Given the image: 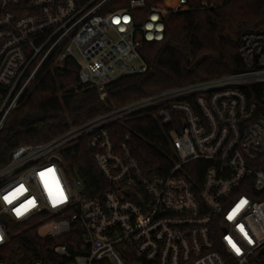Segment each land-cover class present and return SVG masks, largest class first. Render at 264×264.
Segmentation results:
<instances>
[{"label":"built area","instance_id":"1","mask_svg":"<svg viewBox=\"0 0 264 264\" xmlns=\"http://www.w3.org/2000/svg\"><path fill=\"white\" fill-rule=\"evenodd\" d=\"M93 1L0 0V134L45 67L73 59L79 84L101 97L117 77L146 72L139 49L162 39L166 11L129 0L99 14L105 0ZM144 8L136 26L130 11ZM238 53L242 70L134 99L12 150L0 166V249L7 219L54 241L50 264H264V89L260 106L247 95L264 86V30L243 32ZM135 117L168 128L169 166L142 169L129 133L115 143L109 124ZM81 141L103 180L96 195L64 159Z\"/></svg>","mask_w":264,"mask_h":264},{"label":"trees","instance_id":"2","mask_svg":"<svg viewBox=\"0 0 264 264\" xmlns=\"http://www.w3.org/2000/svg\"><path fill=\"white\" fill-rule=\"evenodd\" d=\"M83 6L90 0H75ZM103 0H94L93 4ZM148 6L166 11L161 40L143 41L139 54L146 72L117 77L106 86L101 97L94 87L79 84L78 66L71 58L62 67L44 68L26 91L19 105L11 111L0 134V166L12 150L22 144L48 140L72 125L121 106L134 99L168 88L196 82L244 69L238 53L241 34L247 30H264V0H185L172 12L178 0H145ZM129 0H105L97 13L123 9ZM148 8L130 11L136 26L145 21ZM264 86L250 85L247 95L261 103ZM251 91V92H250ZM115 143L126 133L127 144L142 169L155 170L171 164V149L166 130L150 117H135L108 126ZM67 167L96 195L103 180L95 168L89 150L82 141L65 152ZM8 239L0 249L5 264H29L55 260L52 239L40 238L31 227L7 220ZM65 237L61 241H66Z\"/></svg>","mask_w":264,"mask_h":264},{"label":"rangeland","instance_id":"3","mask_svg":"<svg viewBox=\"0 0 264 264\" xmlns=\"http://www.w3.org/2000/svg\"><path fill=\"white\" fill-rule=\"evenodd\" d=\"M108 35L111 36L112 39H115V37H116V36L112 33V31H109V32H108ZM73 51L75 52V53H74L75 56H76L81 62H83L84 60L80 57V55L78 54V52H77L75 49H73ZM134 64H135V65H138V61H135ZM68 180L72 183L73 180H74V178H73V177H70V176L68 175Z\"/></svg>","mask_w":264,"mask_h":264}]
</instances>
